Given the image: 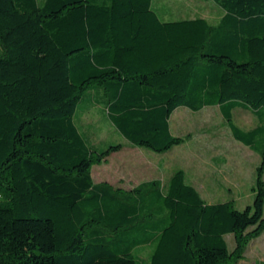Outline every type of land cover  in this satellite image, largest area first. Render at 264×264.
Returning <instances> with one entry per match:
<instances>
[{
	"label": "trees",
	"instance_id": "1",
	"mask_svg": "<svg viewBox=\"0 0 264 264\" xmlns=\"http://www.w3.org/2000/svg\"><path fill=\"white\" fill-rule=\"evenodd\" d=\"M214 1L217 24L163 20L152 0H0V264H137L146 244L147 264H235L264 232V152L244 209L206 201L183 169L116 191L91 172L121 145L92 146L76 121L96 86L134 145L167 151L184 140L177 107L218 105L254 148L264 127L233 110L264 121V0Z\"/></svg>",
	"mask_w": 264,
	"mask_h": 264
},
{
	"label": "rangeland",
	"instance_id": "2",
	"mask_svg": "<svg viewBox=\"0 0 264 264\" xmlns=\"http://www.w3.org/2000/svg\"><path fill=\"white\" fill-rule=\"evenodd\" d=\"M152 5L163 20L203 17L217 24L225 12L214 0H152ZM105 98L103 89L93 86L84 94L76 112V121L92 146L104 149L110 144L121 145L93 164L95 183H108L116 191L128 192L148 180L166 183L173 172L183 169L186 181L206 201L232 200L239 209L253 203L256 171L264 152V129L252 148L234 137L218 105L198 111L182 105L174 110L170 120L172 133L181 136L183 143L158 152L132 144L116 128L105 111ZM259 117L245 107L233 110V121L243 130L264 127ZM226 240L233 251L235 235L227 234ZM152 249V244L137 248L136 263L147 264ZM263 262L264 232L249 240L235 264Z\"/></svg>",
	"mask_w": 264,
	"mask_h": 264
},
{
	"label": "crops",
	"instance_id": "3",
	"mask_svg": "<svg viewBox=\"0 0 264 264\" xmlns=\"http://www.w3.org/2000/svg\"><path fill=\"white\" fill-rule=\"evenodd\" d=\"M246 108V107H245ZM246 109H250V108H246ZM252 110V109H251ZM253 111V110H252ZM254 112V111H253ZM170 127H171V120H170ZM171 131H172V128H171ZM241 142V141H240ZM243 143V142H242ZM245 144V143H244ZM246 145V144H245ZM208 202H211V201H208Z\"/></svg>",
	"mask_w": 264,
	"mask_h": 264
}]
</instances>
